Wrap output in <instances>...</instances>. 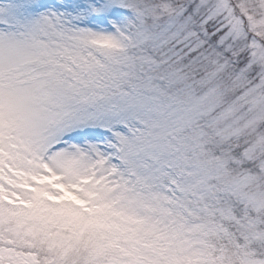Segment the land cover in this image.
<instances>
[{"label": "snow or ice", "instance_id": "obj_1", "mask_svg": "<svg viewBox=\"0 0 264 264\" xmlns=\"http://www.w3.org/2000/svg\"><path fill=\"white\" fill-rule=\"evenodd\" d=\"M0 264H264V0H0Z\"/></svg>", "mask_w": 264, "mask_h": 264}]
</instances>
